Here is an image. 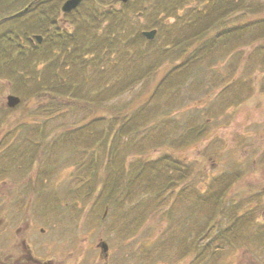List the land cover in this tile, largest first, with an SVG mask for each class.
Returning a JSON list of instances; mask_svg holds the SVG:
<instances>
[{
    "label": "rangeland",
    "instance_id": "rangeland-1",
    "mask_svg": "<svg viewBox=\"0 0 264 264\" xmlns=\"http://www.w3.org/2000/svg\"><path fill=\"white\" fill-rule=\"evenodd\" d=\"M45 1L12 5L13 43L29 48L9 55L38 56L23 71L13 58L5 68L0 38V147L24 168L12 166L11 183L34 187L0 226L28 223L29 241L63 264H90L100 240L110 264H264V0H246L249 16L226 22H253L189 61L168 0H83L66 13V0ZM110 8L115 27L101 15ZM59 78L87 100H52Z\"/></svg>",
    "mask_w": 264,
    "mask_h": 264
},
{
    "label": "trees",
    "instance_id": "trees-1",
    "mask_svg": "<svg viewBox=\"0 0 264 264\" xmlns=\"http://www.w3.org/2000/svg\"><path fill=\"white\" fill-rule=\"evenodd\" d=\"M44 1L38 0L36 4L46 5L45 4L46 1L45 2ZM188 1L189 0H168V5L165 8L166 11L168 10V16H171L173 14L176 20L180 22L182 21V25H185L187 27V31H183L182 36L176 38L177 39L176 49L178 50V53L181 55L182 58L187 57V61L191 60L194 57L196 58L197 53H200L203 51L206 52V50L211 48V46H214L218 41L222 40L224 37H229L234 32H238L239 30L245 29L246 26H248L249 24L253 22L252 18L242 19L239 23L238 22L235 23L234 26L230 25L232 23L226 22V21H229L228 19L231 16H233L236 12H241L240 14L244 15L245 17L249 16L245 11H242L245 8V5L247 4L246 0H192L193 1V3L191 4L192 6L188 5ZM25 3H26V0H0V18H1L0 21L4 25L6 24V26L11 24V29H9L4 34H0V38H6V40L8 41L4 49L6 52L5 53V65H6L5 68H8L10 66L12 67V65H14V62L16 63V60H17V64L20 63L22 66L21 71H23L25 65L28 64V62H31L32 60H36L38 58V56L36 55L37 52H35V50L27 51L28 53H25V52L19 53L17 58L10 56L8 53L9 50H13L16 47L19 48L20 50L22 49L27 50L29 48L28 44L26 46L25 44H20L19 42H16V45H15V43L13 42L17 38L14 37L12 39L11 37L14 35L15 30L20 31V29L16 28L14 30L12 29V27L17 26L19 28L20 23L18 22L21 21L19 20L17 23L11 22V21L17 20L18 18L16 16L17 11H15L17 10L18 7L17 6L14 7L12 5L20 6V5H25ZM193 5H197V6L201 5L202 8L196 7ZM40 7L41 6H38V8ZM120 13H121L120 9L110 8L109 10L104 11V13L101 15L103 16L104 19L105 18L108 19L109 27H115L121 22ZM88 18L90 19L88 21H98L95 14H93L92 16L89 15ZM224 22L227 24H225ZM44 24L45 23L43 22L42 25ZM42 25L40 26V28L45 27V26L42 27ZM211 27L213 29H216L213 33L210 31ZM206 34H208L206 38L202 39V37ZM72 35L75 36V34H72ZM67 36L71 37L69 34ZM91 51H93L92 47L86 48V50H81V54L79 56H82L81 58L84 59L86 54L90 53ZM12 58L16 60L13 61ZM77 58L79 57L77 56ZM21 61H23L24 64L21 63ZM13 67L18 68L16 67V65H14ZM89 69H90V66L87 67V70ZM77 70H81V69H77ZM21 71L16 70L15 73H17V75L21 77L22 75ZM59 79L60 80L57 83L60 86V88L63 90H60L58 92V90L56 91L51 86L50 91L52 92V96H53L52 100L54 98L57 99L58 96L60 97L59 100L61 101L69 100L71 98V92L78 95L77 100H81V99L87 100L85 98V95L81 93L82 91L79 88L78 89L75 88L73 90L69 89L71 90L70 93L68 91L66 92L65 84L62 82L61 78ZM58 88L59 87H56V89ZM45 90H47V88H45L44 91ZM113 121L117 122L119 121V119L115 118ZM91 124L92 123H90V125ZM114 135L111 137V141L114 140ZM109 153H111V151ZM231 227H234V225H232Z\"/></svg>",
    "mask_w": 264,
    "mask_h": 264
},
{
    "label": "flooded vegetation",
    "instance_id": "flooded-vegetation-1",
    "mask_svg": "<svg viewBox=\"0 0 264 264\" xmlns=\"http://www.w3.org/2000/svg\"><path fill=\"white\" fill-rule=\"evenodd\" d=\"M12 81L13 79H10L11 83H9L12 84ZM14 82L15 86L18 87L17 81ZM20 82L23 83V81ZM19 104H17L15 107H17ZM7 107L10 109L15 108L9 107L8 105ZM1 134L2 132H0V135ZM4 137L0 136V142L5 140ZM6 149L7 146L0 147V183H2V185H0V223L3 222L5 218L7 221L8 217L6 216L8 215V213L12 215V202L14 196L17 197V195L21 194L23 198H21L20 196L19 201L23 202L26 199H32V194H34V187H32L31 183L33 181H30L31 179L23 177V179L21 178L19 182L11 183L13 169L12 166L16 165L17 168L15 169H17L18 171L24 170V168L22 166H18V163L10 161L9 156H11V147H9L7 152L5 153ZM5 155L6 161L2 160L3 158H5ZM22 173L24 174V172ZM29 185L30 189L28 188ZM19 190L21 193L19 192ZM22 192H24V194ZM30 192L31 194H29ZM19 210L20 209H18L17 211L20 213V215H24L28 213L27 210H29V207L25 206L23 211ZM30 230L31 227L26 222L23 223V225L15 227L14 229L11 226H5V223L4 226H0V264H63L58 258H56L57 254L52 253L50 256H46L41 250L42 247L40 245L29 241ZM41 231H43V229H41ZM97 249L99 250L98 244ZM109 252V247L107 254L105 252H101V250H99V252L97 251V257L90 264H110Z\"/></svg>",
    "mask_w": 264,
    "mask_h": 264
},
{
    "label": "water",
    "instance_id": "water-1",
    "mask_svg": "<svg viewBox=\"0 0 264 264\" xmlns=\"http://www.w3.org/2000/svg\"><path fill=\"white\" fill-rule=\"evenodd\" d=\"M83 0H66L62 6L61 9L63 12H69L72 11L74 8H76ZM122 2L126 3L129 0H121ZM156 34V29H152V30H145L143 31V35H145L148 39H152ZM41 36L37 35L36 39L38 41H41ZM20 102V97L16 96V95H8L7 96V105L9 107H14L16 106L18 103ZM99 247L101 248V252H105L107 254L108 252V246L107 243L105 241H101L99 243Z\"/></svg>",
    "mask_w": 264,
    "mask_h": 264
}]
</instances>
